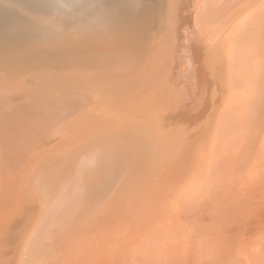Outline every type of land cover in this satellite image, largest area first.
<instances>
[{
  "label": "bare ground",
  "instance_id": "obj_1",
  "mask_svg": "<svg viewBox=\"0 0 264 264\" xmlns=\"http://www.w3.org/2000/svg\"><path fill=\"white\" fill-rule=\"evenodd\" d=\"M80 2L81 0H0V22L17 20L16 22H21L22 24V22L29 21L28 25L24 27L25 29L23 28V34L26 38H29L28 41L40 43V45L41 43H49L46 41H51L52 39L49 44L60 42L66 36H78L79 40V36L82 37L87 33L96 35L99 32L105 33L107 29L109 30L108 26L105 30L103 25L102 28H99L98 26L101 23L99 22L100 24L98 23L99 25H97L95 23L97 19L93 23H80L82 19L80 16H71L70 11L79 5ZM121 4H123L122 1ZM191 4L192 0H189L190 11ZM194 4L195 2L193 3V8ZM125 5L123 4L122 6ZM197 5L198 11L196 10L197 13H194L192 22L189 24L192 23L191 26L194 25L193 19H196L197 27L198 23L202 26L206 23L212 25L214 20H216L215 22H219L218 26L220 27L216 26L211 31V28L207 25L211 31V33L208 31L210 37L213 39L219 36L220 39H228L222 50L224 55L217 56L215 53L214 56L211 54L212 58H209L212 61L221 59V63L223 62V69L220 71L221 75L217 77L218 72L214 71L215 75L211 79L209 77V80L208 76L210 75L204 73L205 77L200 79V83H198L199 85L203 83L204 87H207L206 91H204L206 95L211 94L215 88V96L212 98L214 104L210 105L211 113L207 117L208 122L203 130L198 133V131H195L197 129L194 128L198 123L195 118L201 113L199 108L201 107V96L194 91L192 98L187 97L189 88L191 86L197 87L196 84L193 85L189 82H185L184 86L174 90H163V86H156L155 82L154 86L152 85L150 88H147L148 86L144 88L143 86L140 92L138 91L139 93L135 91L129 93L130 90L128 88L129 92H126L127 94L129 93L128 95L123 96L125 94L122 92L123 95L121 97L118 99L116 97V104L112 105L116 106L115 109L107 110L102 106L103 109L98 111L99 113L96 110L97 115L100 114L98 116L100 122H96L91 116L89 118V115L83 116L85 120L82 117L83 121L80 120L81 123L77 121L80 124L74 123L75 127L77 126L79 129L76 128V131H80L81 135L91 130L90 132H101L102 135L107 137L111 134L115 135L116 131L119 130L118 128V130H115L116 128L113 129L115 131L109 130L113 126H125L127 132L131 131L139 136L140 132L152 134L155 128H160L161 131H164V124L170 122L171 124L166 127L167 132L168 129L179 122L176 120L179 116L185 118V122L181 126L185 125L187 129L190 128L195 134L185 137L176 148H172L174 142L169 139L170 142L164 145L160 144L158 153L154 154L150 159L144 157L145 161L138 162V178L137 180L133 179L135 181L130 188L127 186L125 188L124 184L117 189L113 188L114 181L117 182V177H120L123 172L121 170L119 174L121 165L120 167L118 166L120 168L118 171L116 166L110 163H112L113 157L122 159L125 154L128 155L123 149L124 147H121L122 149L118 147L120 145L118 143L116 145L117 148L114 147L113 149L112 143L110 144L111 147L104 145L108 148V151L102 150L101 156L89 158V155L85 152L89 160L87 159L88 161H84L83 166L81 165L83 168L78 176L74 175L76 174L75 167L78 164L76 158L81 153L79 155L76 154L73 158L61 161L52 168H45V171H41L44 165L41 166L38 161L30 167L28 172L25 171V174H21L18 171V173L11 171L1 174L0 180L3 179V181L0 182H3V189L6 190L0 196V226L1 228H3L2 226H7L9 229L4 232L5 227L3 232L0 231V264H264V64L260 66V62L264 63V52L256 47L257 39L262 33L260 28L264 24V0H199ZM115 7L117 8V6ZM126 10L127 8L125 7ZM84 12L86 13V11ZM126 13L124 12V14ZM95 15L94 17H96ZM48 18L58 20H66L67 18L68 26L70 25L72 28L62 31L67 27L62 24L61 26L64 28L61 29L62 27L60 28L57 24H53ZM182 18L185 19L183 15L180 20ZM103 20L107 21L105 17L101 19V22ZM102 23L104 24V21ZM116 24H118V21ZM122 26L121 29L123 28ZM113 31L115 30L113 29ZM120 31L122 32V30ZM163 31L155 34L153 41L151 40V50L148 52L150 65L148 66L146 63L148 67L145 64L143 68V78L150 82L154 80L160 82L162 77H165L166 74L174 69V59L180 61L182 58H177L176 56L172 57V59L169 56L161 58L162 53L160 51H162L165 44ZM195 31L194 27L189 29L186 33L187 39L182 43L184 48L182 52L187 49V52L185 51L186 55L190 54L193 44L200 39L198 35L194 34ZM113 33L115 32H112V35ZM129 33L131 32L129 31ZM8 36L10 37V35ZM21 38H24L23 35ZM84 38L83 40H85ZM91 38L93 37L91 36ZM121 38H123L122 35ZM191 39L193 40L192 42ZM86 40L88 42L91 39ZM92 42L96 41L93 39ZM111 44L114 43L112 42ZM30 46L32 45L28 47ZM35 46L34 44V48L38 47L39 44ZM45 46H43V49ZM76 47L78 46L76 45ZM90 47L91 49L93 48L92 46ZM2 48L5 49V47ZM87 48L89 49V47ZM77 49L80 50V48ZM195 53L193 54L195 55ZM129 54L128 56H130ZM7 55L9 56V54ZM202 57L201 59L199 58L201 62L202 59L204 60ZM225 57H227V62L223 61ZM187 61L188 65L186 66L191 69L189 73L195 78H200L195 72L196 68L193 67L195 62L191 58H188ZM210 65L207 68L210 69ZM127 66L129 65L127 64ZM223 71L225 72L224 76L222 75ZM156 87L158 88L155 89ZM140 93L142 94L140 95ZM181 95L186 96L188 99V103H183V106L182 104L180 105L179 97ZM182 112L183 115H181ZM72 124L71 126H73ZM63 127L65 126L63 125ZM66 127H69V125H66ZM32 130L34 131V127ZM166 132L165 138L171 137L172 134ZM71 133L74 134V131L71 130ZM80 134L76 132L75 136ZM64 135L66 136V134ZM58 137L60 138V136ZM71 138L67 136L63 140L67 141ZM59 140H57L58 143ZM63 140L61 139L62 142ZM64 143L66 144V142ZM103 143L106 144L107 142L103 141ZM96 146H94V149ZM100 147L103 148L101 145ZM52 148H54V144ZM52 148L50 146L49 149L53 151ZM72 148H70L71 151L73 150ZM101 148L98 149L99 152ZM86 150H88V153L94 151L93 149L91 151L89 149ZM133 150L135 149L133 148ZM112 151L117 156L114 155L111 159L110 152ZM5 152L4 148L0 149V158L7 155ZM163 152L168 153L164 156L161 154ZM45 153L47 154L48 151ZM38 155L36 154L35 158ZM83 155L85 157L84 153ZM44 157H46L45 154ZM82 159L84 160L86 157ZM103 160L104 167H107L109 173H107V177L102 176L103 180L101 181L97 178L96 172L98 164L100 167ZM109 161L111 162L109 163ZM116 162L119 163L118 161ZM126 168L128 169V167ZM73 176H75V179ZM58 177L65 178L67 181L60 186L59 184L51 185L55 181L54 179ZM60 181L59 183H61ZM83 184L96 186L93 187L96 191L95 195H93L95 201H100L104 196L108 195L109 191L115 190V195L106 199L104 204L93 202L95 203L94 205H86L84 203V195L88 193L87 191L90 187L88 186L86 189ZM65 191H68L67 194ZM69 197L72 199H69ZM23 198L26 206L28 205L29 209H33L34 212H30L28 209L30 215L27 217L25 224L27 230L21 234V232H16L19 229L16 231L15 229L18 221H20L21 225L24 223L23 218H17L21 215L19 212L21 211L22 203H24ZM58 201L62 202V208L61 205L58 207ZM93 207L94 209H92Z\"/></svg>",
  "mask_w": 264,
  "mask_h": 264
},
{
  "label": "rangeland",
  "instance_id": "obj_2",
  "mask_svg": "<svg viewBox=\"0 0 264 264\" xmlns=\"http://www.w3.org/2000/svg\"><path fill=\"white\" fill-rule=\"evenodd\" d=\"M107 1L101 0V2H100V0H96V1L95 0H88L85 2V0H81L80 4L77 5L76 7H74L72 11H70L71 16L72 15L73 16H80V18H82L80 23H84V22L93 23L94 20L97 19V20H95L96 21L95 23H97V25H99L101 23V25L98 26L99 28H102V25H103L104 30L107 29V26H108L109 30L111 29V31H109L107 29L109 32L106 30L105 33L99 32L96 35H94V33H93V35L91 33H87L88 35L85 33L86 35H83L82 37L79 36V40H81V41L78 40V38H77L78 36L77 37L66 36L60 42L49 44L50 42H52V40H53L52 39L51 41H46L49 43H41V45H40V43H32L31 41H28L29 38H26L23 34V31H24L23 28L28 25L29 21L22 22V24H21V22H16L17 20H13V21L10 20V22H0V27H1L0 28V43H1L0 44V77H1V79H0V149L4 148L6 150L5 153L7 154L6 156L0 158V175L4 174L6 172H11V171H13V172L18 171L21 174H25L26 172H28L30 170V167L34 163H37L38 161H39V164L41 166L44 165L41 168V171H42L45 168L46 169L49 167L52 168L53 166H56L57 164H59L61 161L65 160L67 158H73L76 154L79 155L81 153L82 156L80 155V156H78V158H76L78 160V164L75 167L76 174H74V175L78 176V174H80V172L83 168V167H81V165L83 166V163H85L84 161H88L89 158H92V156H101V151L106 150V152H107L108 151L107 145L110 146V144L112 143V146H113L112 149L114 147L117 148L116 145L120 144L121 146L118 145V147L119 148L124 147L123 149L129 155L128 156L127 154H125V156H123L122 159H117L116 157H113L114 155L115 156H117V155L115 153L113 154V151L110 152L111 153V159L113 157V159H112L113 161H112V163H110L111 161H109V163L112 164L113 166H116L118 171L121 168L119 171V174H120L121 170L123 172L122 174H120V177H117V182L114 181L113 188L117 189L118 187L123 186V184H124L125 188H127V187L130 188L131 185L133 186L134 181L137 180V178H138V172H139L138 162L141 163L142 161H145V158L150 159V157H152L154 154L158 153V149L161 146L160 144L164 145L165 143L170 142L169 139H171V142H174L173 143L174 145L172 146V148L173 147L176 148L178 146V144L185 137H187V136L190 137L191 135L195 134V132H192L190 130V128L187 129L184 124H183L184 126H181V124L185 122V118H183V116H179L176 118V120L179 122H177L176 124L174 123L175 126L168 129V131H167L169 134H172L171 137H169V138H167V137L165 138L164 135H165V132L167 130V128H166L167 125L171 124L170 122L164 124V127H163L164 131H161L160 128L159 129L155 128V130L152 131V134H148V132L147 133L140 132L141 134L139 136H137L135 133H133L131 131H129L131 133L127 132V130H125V126L124 127L123 126H121V127H114L113 126L109 130H111V131H115L118 129L119 130L116 131L117 133H115V135L111 134L107 137L102 135L101 132H93V131L90 132L91 130L88 128L87 129L90 131H88L87 133H82V135H81L80 131H76L78 128H77V126L75 127V124H78L79 122L81 123V121L85 120L84 119L85 117H83L85 115H89V118L91 116L93 120H95L96 122H100L98 119V116H100V114L97 115V112L103 109L102 106L104 107V109H107V110L115 109L116 106H112V105L123 94H125L123 96H126L129 93H131V91H135V92L139 91L140 92V89L143 88V86H144V88L147 86H148L147 88L152 87V85L154 86V82H155L156 86L162 85L163 90H166V89L174 90L176 88H179L180 86H184L185 82H189L190 84H193V85L196 84L197 87L191 86V88H189V95H187L188 98H192L191 96H193L194 91H196V93H198L199 96H201L200 97V102H201L200 106L201 107H199L201 113L198 114L195 118V121L198 122L197 125L194 126V128L197 129L195 131L196 132L198 131V133H200L203 130L204 126L207 124V122H208L207 117L209 116V113H211L210 105L214 104V100L212 98L215 96V91H214L215 88L212 90L211 94L209 93L206 95V94H204V91H206L207 87H204L203 83H201L200 85L198 83H200V79H203L205 77L204 73H208L207 75H210V76H208V79H209V77H210V79L213 78V75H215L214 71L218 72L217 77H219L221 75L220 71H222L221 69H223V67H222L223 62L221 63V59L219 61L218 60L217 61L209 60V58H212L211 54H212V56H214L215 53H216L215 55H217V56H219V55L223 56L224 55V52H222V50L224 49L225 43L228 40L227 38L226 39H224V38L220 39L219 36H216L213 39L210 37L208 31L211 33L212 28L218 26L219 22H215L216 20H214L215 23L213 22L212 25L206 23V24H203V26L198 23V27H197L196 19H193L194 25L191 26L192 23L189 24L190 22H192V16L195 15L198 11L197 10V8H198L197 4H198L199 0H195V1L192 0L191 11H190L189 6H188L189 0H155V1L154 0H138V1L137 0H119V1L118 0H107ZM121 1L124 5L125 4L126 5L122 6L123 4H121ZM194 2H195V4H194V8H193L192 6H193ZM111 3H112V5H111ZM136 5H137V7H136ZM148 5H150V6H148ZM115 6H117V8ZM128 6H129V8H128ZM104 7H106L105 8L106 11H105ZM118 7H119V9H118ZM125 7L127 8V10H126L127 13L125 11ZM102 9H103V11H101ZM115 10L116 11L120 10V11L116 12ZM84 11H86V13ZM111 11H112V14H111ZM124 12L126 14H124ZM87 13H89V14H87ZM95 14H97V15H95ZM94 15L97 18L94 17ZM182 15L185 17V19L182 18L180 20ZM98 17H99V19H98ZM104 17L108 21V23H107V21L105 22V20H103L104 24L106 23L105 24L106 26L102 23L103 21L101 22V19H104ZM210 18H209V20H210ZM202 19H203V17H202ZM48 20L53 22V24H55V25L57 24L58 26H60V28L62 27L61 29H63L64 27H67V28H64L62 31L67 30V29L70 30L72 28V27H70V25L68 26V19L67 18H66V20L65 19L58 20L55 18H48ZM132 20H133V22H131ZM117 21H118V24L120 23L119 26H118V24H116ZM120 21H122V22H120ZM126 21H130V22H126ZM12 22H14V23L12 24ZM3 24H5V25H3ZM62 24L64 27L61 26ZM123 24H125V25H123ZM132 24H134V25H132ZM147 24H148V26H147ZM11 25H12V27H11ZM207 25H209L208 27L211 28V31L209 30L210 28H208ZM121 26L123 27L122 29H121ZM148 27H149V29H147ZM193 27H194V31L195 30L197 31V33L195 31L194 34L198 35V37L200 39L198 38L199 40L195 44H193V47L190 51V54L186 55L187 49L185 50L186 52L185 51L182 52L184 50V48L182 47V43H183V41H185L187 39V35H186L187 31ZM218 27H220V26H218ZM204 28H205V30H207V29L208 30L205 31ZM113 29L115 31H113ZM141 29H142V31H141ZM155 29H158V30H155ZM120 30H122V32ZM128 30L131 33H129ZM151 31H152V33H151ZM162 31L165 34L164 35L165 37L163 36L165 39V44H164L165 46L163 45V49H162V51H160V53H162L161 58H165L166 56L171 57V59L174 56H176L177 58H180V57H182V58L180 61H177L176 59H174L175 60V61H173L174 62L173 63L174 69H172V71L170 73L166 74L165 77H162L160 79V82L156 81V80L150 82V81L145 80L143 78V76H144L143 75V68H144V65L146 63L148 64V66L150 65L148 52H149V50H151L150 44H152L154 35L159 33V32H162ZM112 32H115V33H113V35H112ZM204 32H206L208 35ZM213 32H215V31H213ZM260 32H262V33L259 35V39H257L256 47L261 49V51L264 52V24L261 26ZM101 33H103V34H101ZM109 33H111L110 35H112V36H110ZM143 33H145V34H143ZM19 34L21 36L23 35V37L26 39L21 38V36ZM99 34H100V36H99ZM8 35H10V37ZM121 35L123 38H121ZM211 35H213V34H211ZM91 36L93 38H91ZM133 36H135V37H133ZM110 37H113V38H110ZM5 38H8V39H5ZM76 38H77V41H76ZM83 38L85 40H83ZM140 38H142V39H140ZM177 38H179V39H177ZM67 39H68V41H67ZM86 39H91V40H89L90 41L89 44H88L89 41L87 42ZM93 39L96 42H92ZM2 40H3V42H2ZM7 40H9L10 43H8L9 41H7ZM126 40H128V41H126ZM132 40L133 41L135 40L134 41L135 43ZM213 40L215 43L213 42ZM118 41H119V43H118ZM192 41L193 40L191 39V42ZM27 42H29V43L27 44ZM112 42L114 44H111ZM2 43H3V45H2ZM65 43H67V44H65ZM208 43H210V44H208ZM5 44H7V45H5ZM34 44L36 46H38V44H39L38 47L35 46L37 49L34 48ZM70 44H72V45H70ZM87 44H88V46H87ZM109 44H111V45H109ZM24 45H26V46L32 45V46H30V47L27 46L28 47L27 48L26 46L24 47ZM42 45L43 46L46 45L44 47V49H43ZM76 45L78 47H76ZM82 45H84V46L86 45L85 48ZM90 46L93 47L92 48L93 51H92ZM208 46H209V49H208ZM2 47H5V49H3ZM7 47H9V48L7 49ZM87 47H89V49ZM94 47H95V50H94ZM46 48L51 49V50H47ZM77 48H80V50ZM206 48H207V50H206ZM105 49H107V50L105 51ZM202 49H203V51H202ZM2 50H4V51H2ZM20 50H21V52H20ZM76 50H78V51H76ZM124 50H126V51H124ZM70 51H71V53H70ZM135 51H137V52L135 53ZM104 52H105V54H104ZM144 52H145V54H143ZM199 52H200V55H199ZM201 52L205 53V54L202 53L204 56L201 54ZM129 53H131L132 55ZM193 53H195V55ZM7 54H9V56ZM128 54L132 57L133 56H135V57H133V58L131 57L130 59H128L130 57V56H128ZM184 55H186V56H184ZM192 55H194L195 57ZM75 56H76V58H75ZM200 56L201 57L203 56L202 58H204V60L202 59V62L200 60L201 59ZM80 57H82V58H80ZM136 57H137V59H136ZM140 58H142V59H140ZM188 58L189 59L191 58L193 60V62H195V63H193L194 64L193 67L196 68L195 72L197 73V76H200V78H195L191 73H189L191 69L186 66V65H188V61H187ZM226 58L227 57H225L223 59V61L227 62ZM138 59H140V60H138ZM197 59L200 61H198ZM127 60H130V61H127ZM132 61L134 64L132 63ZM209 61H210L209 64H211L210 69L207 68V67H209L208 66ZM183 62H184V64H182ZM126 63L129 66H127ZM185 63H187V64H185ZM147 64H146V67H148ZM263 64L264 63L260 62V66H262ZM119 65L121 66L120 67L121 70L119 68ZM200 67L201 68L203 67V69H201ZM225 67H226V65H225ZM115 68H117V69L115 70ZM109 70H110V72H109ZM117 71H121V72H117ZM204 71H206V72H204ZM224 71H225V68H224ZM224 71L222 74L223 76L225 75ZM33 72H34V74H33ZM117 73H120V74H117ZM76 74L78 75L79 79H78ZM83 77H84V79H83ZM62 79H64V80H62ZM77 80H79V81H77ZM178 80L181 82H179ZM148 84H150V85H148ZM114 85H115V87H114ZM28 86H30V87H28ZM24 87H26V88H24ZM158 87H156L155 89H157ZM115 88H116V90H115ZM128 88H129L130 92H129ZM191 89H192V95H191ZM122 92H124V93L122 94ZM126 92H129V93L127 94ZM141 92H142V90H141ZM141 94L142 93H140V95ZM210 96H211V98H210ZM116 97H117V99H116ZM135 97H134V99H135ZM187 97L186 96L184 97V95H181L179 97V99L181 101L180 105L182 104V106H183V103H188ZM96 110H97V112H96ZM94 111H95V113H94ZM181 115H183V112L181 113ZM77 121H79V122L77 123ZM71 123H73L72 124L73 126H71ZM63 125L65 127H63ZM66 125L67 126L69 125V127H66ZM46 126H47V128H45ZM33 127H34V131L32 130ZM61 128H63V129H61ZM73 128H74V130H73ZM82 128L86 129V127H82ZM113 129H115V130H113ZM185 129H186V131H185ZM66 130H69V131L65 132ZM71 130L74 131V134L71 133ZM76 132L79 133L80 135L75 136ZM67 133H68V135H67ZM69 133H71V134H69ZM59 134H62V135H59ZM64 134H66V136ZM70 135H72V136H70ZM134 135L136 136V138ZM56 136H57V138H56ZM58 136H60V138ZM67 136L72 137V138L68 139L67 141H64L63 139L66 138ZM87 138H90V139H87ZM61 139L63 140V142L61 141ZM46 140L49 141L50 143L47 142ZM54 140H56V141H54ZM57 140H59L60 145L57 142ZM82 140H84V141L82 142ZM103 141L107 142V143L105 144V143H103ZM115 141H117V142L115 143ZM64 142H66V144ZM79 142H81V143L79 144ZM98 143H99V147H98ZM53 144H54V148H52ZM96 144H97V146H96ZM75 145H77V146H75ZM100 145L103 148H101ZM104 145H106L107 147ZM132 145H134V146H132ZM50 146L53 149V151L51 149H49ZM94 146H96L95 149H94ZM125 146H127V147H125ZM140 146H143V147H140ZM72 147H74V148H72ZM55 148H57V149H55ZM70 148H72L73 150L71 151ZM100 148H101V150L99 152L98 149H100ZM133 148L135 150H133ZM145 148H146V150H145ZM86 149H89V151H91V149H93L94 151H91L92 153L89 152V153H91V154H89L87 152L88 150H86ZM112 149H110V150H112ZM83 150H84V152H83ZM129 150H131V151H129ZM47 151L49 154L45 153ZM134 151H135V153H133ZM82 152L85 154V157H86V159H84V160L82 159V158H85ZM85 152L89 155V158H87L88 156ZM94 152H95V154H94ZM38 153H40L39 154L40 156L38 155ZM163 153H161V154L165 156L168 152L164 153V154ZM36 154L38 155L39 159H37L38 157L35 158ZM44 154L46 157H44ZM92 154H94V155H92ZM31 160H32V162H31ZM127 160H129V161H127ZM79 161H80V164H79ZM116 161H118L120 164L117 163ZM29 162H31V163H29ZM103 162H104V160L102 161V164L100 165L101 168L99 167V164H98V170H100V171L97 170V172H96L97 178L100 179L101 181L103 180V177L104 176L107 177L108 176L107 173H109L107 167L106 166L104 167ZM120 165L122 167H120ZM26 167H28V168H26ZM126 167H128V169ZM102 172H104V173H102ZM61 174H62V172H61ZM75 176H73L74 179H75ZM129 177H130V179H129ZM126 179L127 180L129 179V180L127 181ZM133 179H135V180H133ZM54 180L56 182L54 181L51 185L59 184V186H60V185L64 184L63 182L67 181V180H65V178H59V177L55 178ZM0 181H3V179ZM59 181L61 183H59ZM83 185L86 187V189L88 188V186L90 187V188H88V191L86 190L88 193L86 195H84V197H85L84 203L86 205L87 204H93L94 205L95 203H93V202H98L96 204H104L105 203L104 201H106V199H109L110 197L115 195V190L109 191L108 195L104 196L100 201L99 200L95 201V197L93 195H95L96 191L94 190L93 187H96V186H94V185H88L87 186V184H83ZM111 185H112V183H111ZM3 188H4L3 182L2 183L0 182V196L2 195V193H4V190H6ZM90 190L93 192V194ZM67 192L68 191H65L66 194H67ZM71 197H72V195H71ZM71 197H69V199H72ZM61 201H63V199H61ZM87 201H88V203H87ZM61 203L62 202H59V206H58V204H57V206L60 207ZM65 203H67V202H65ZM62 207L63 206L61 205V208ZM94 207L92 209H94ZM61 208H59V209H61ZM28 209H29V207H28V205L26 206V202L24 199V203H22L21 211L19 212V213H21V215L19 217H17V218H23L24 223H23V225H21L20 221H18V223L16 224V229H15V231L17 229H19L16 231L17 233L21 232V234H23L27 230L26 229L27 226H25V224L27 222V217L30 215V212H34L33 209L30 208L29 209L30 212ZM76 212H78V211H76ZM25 218H26V220H25ZM2 227L3 228H1V226H0L1 232H3V229L5 227L6 228L4 229V232H5V230L9 229L7 226H2ZM13 232H14V230H13Z\"/></svg>",
  "mask_w": 264,
  "mask_h": 264
}]
</instances>
